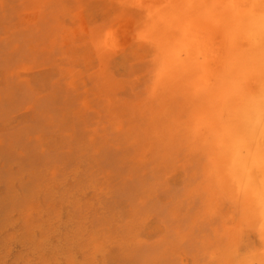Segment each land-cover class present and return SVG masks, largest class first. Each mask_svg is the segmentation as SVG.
Masks as SVG:
<instances>
[{
  "label": "rangeland",
  "instance_id": "rangeland-1",
  "mask_svg": "<svg viewBox=\"0 0 264 264\" xmlns=\"http://www.w3.org/2000/svg\"><path fill=\"white\" fill-rule=\"evenodd\" d=\"M264 0H0V264H264Z\"/></svg>",
  "mask_w": 264,
  "mask_h": 264
},
{
  "label": "bare ground",
  "instance_id": "bare-ground-1",
  "mask_svg": "<svg viewBox=\"0 0 264 264\" xmlns=\"http://www.w3.org/2000/svg\"><path fill=\"white\" fill-rule=\"evenodd\" d=\"M263 25H264V20H263ZM261 31H262V32H261V34H263V33H264V31H263L262 29H261Z\"/></svg>",
  "mask_w": 264,
  "mask_h": 264
},
{
  "label": "crops",
  "instance_id": "crops-1",
  "mask_svg": "<svg viewBox=\"0 0 264 264\" xmlns=\"http://www.w3.org/2000/svg\"><path fill=\"white\" fill-rule=\"evenodd\" d=\"M262 157H264V156H262Z\"/></svg>",
  "mask_w": 264,
  "mask_h": 264
}]
</instances>
